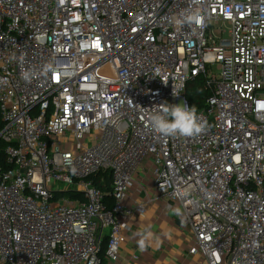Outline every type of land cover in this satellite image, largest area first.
<instances>
[{"label":"built area","instance_id":"1","mask_svg":"<svg viewBox=\"0 0 264 264\" xmlns=\"http://www.w3.org/2000/svg\"><path fill=\"white\" fill-rule=\"evenodd\" d=\"M198 77L206 131L153 130ZM0 151V264H119L145 172L194 264H264V0H0Z\"/></svg>","mask_w":264,"mask_h":264},{"label":"crops","instance_id":"2","mask_svg":"<svg viewBox=\"0 0 264 264\" xmlns=\"http://www.w3.org/2000/svg\"><path fill=\"white\" fill-rule=\"evenodd\" d=\"M151 200V201H149ZM147 203L143 216L130 220V231H124L119 264H194L196 256L187 252L190 240L180 208L172 202L156 198L148 172L140 173L139 184L130 191L125 204ZM168 204L170 205L168 207ZM150 237L143 247L142 236Z\"/></svg>","mask_w":264,"mask_h":264},{"label":"clouds","instance_id":"3","mask_svg":"<svg viewBox=\"0 0 264 264\" xmlns=\"http://www.w3.org/2000/svg\"><path fill=\"white\" fill-rule=\"evenodd\" d=\"M193 3H199V0H193ZM201 18L200 11L192 9L182 13L181 18L175 19L174 23L178 26L191 25L198 23ZM33 75L32 71L24 70L21 73V78L25 82L30 83ZM173 96L179 97L175 88L173 89ZM130 102L132 103L131 100ZM136 106L141 112L148 113L147 118L150 126L157 133L165 137H195L206 131L207 121L198 114L195 105L189 106L185 100H180L177 104H170L165 101L151 108ZM150 235L148 233V236H142L139 241L141 247L145 245Z\"/></svg>","mask_w":264,"mask_h":264},{"label":"trees","instance_id":"4","mask_svg":"<svg viewBox=\"0 0 264 264\" xmlns=\"http://www.w3.org/2000/svg\"><path fill=\"white\" fill-rule=\"evenodd\" d=\"M208 96L207 89L204 87V82L201 77L196 78L193 82L187 85L185 91V97L188 99L190 105H195L197 111L201 110L205 104V98ZM4 154L0 151V165L3 169L6 168L4 165ZM99 176L93 177V183L100 188L102 191L105 192V200L104 203L107 208H110L112 205V198L108 195V191L110 190V178L108 176L104 177V183H100ZM107 238H103L101 241V250L104 251L106 247Z\"/></svg>","mask_w":264,"mask_h":264},{"label":"rangeland","instance_id":"5","mask_svg":"<svg viewBox=\"0 0 264 264\" xmlns=\"http://www.w3.org/2000/svg\"><path fill=\"white\" fill-rule=\"evenodd\" d=\"M217 29H222V30H225V32H222V33H218L217 34V39H227L228 38V26L225 24V23H222L220 22L219 24H217L216 26H214V30H217ZM152 163V161L150 160L148 165L150 166ZM106 231H108V228H105L104 229V232L106 233Z\"/></svg>","mask_w":264,"mask_h":264}]
</instances>
